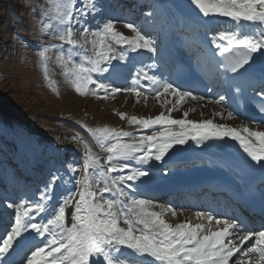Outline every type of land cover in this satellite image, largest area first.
I'll list each match as a JSON object with an SVG mask.
<instances>
[{
	"label": "snow or ice",
	"instance_id": "obj_1",
	"mask_svg": "<svg viewBox=\"0 0 264 264\" xmlns=\"http://www.w3.org/2000/svg\"><path fill=\"white\" fill-rule=\"evenodd\" d=\"M186 2L198 11L196 27L205 32L197 57L202 73L211 85L229 90L237 107L251 104L264 116V73L252 72L258 59L264 63V0ZM101 11L99 0H50L40 21L41 40L49 43L35 49L47 85L54 89L49 69L54 59L81 97L108 100L123 92L136 96L137 103L141 97L165 96L174 97L175 104L155 117L117 113L135 132L78 121L90 138L80 132L68 138L82 153L79 164L67 162L66 171H52L38 196L21 189L15 201H7L3 194L14 216L0 231V264H264V222L255 227L234 210L178 209L143 196L148 184L181 163L172 155L189 142L197 149L235 142L245 154L241 172L264 174V131L193 121L188 112L171 118L188 98L221 105L228 119L239 117L227 108L226 92L208 98L164 75L158 40L142 26L112 19L90 26L89 17ZM146 16L151 23L154 11ZM214 18H227L234 30L212 32L208 22ZM118 23L133 35L116 30ZM130 59L134 74L121 88L113 81L124 72L119 64L127 67ZM249 123L264 127V120ZM57 184L63 188L59 196ZM184 211L192 216L172 222Z\"/></svg>",
	"mask_w": 264,
	"mask_h": 264
},
{
	"label": "rangeland",
	"instance_id": "obj_2",
	"mask_svg": "<svg viewBox=\"0 0 264 264\" xmlns=\"http://www.w3.org/2000/svg\"><path fill=\"white\" fill-rule=\"evenodd\" d=\"M10 1L8 5H13L19 11H5V8L0 6V106L2 111L12 113L18 121H10L5 130L0 129V231L3 230V224L14 216L13 210L6 208L7 201H15L21 189H29L38 196L40 187L49 179L52 171L57 168L66 171L67 162L77 163L78 158L82 156L76 143L68 139L80 132L90 140L78 121H83L89 127L109 126L135 132L137 129L128 125L127 121H121L117 113L123 112L127 116L137 117L143 115L140 112L141 104L131 100L117 103L115 100H99L75 94L71 85L64 80L62 70L55 64L54 59L49 69L50 78L55 85L54 89L50 88L43 79L35 54V49L40 43H49L47 39L41 40L40 21L44 19L43 11L48 9L50 0ZM163 1L167 6L173 4L171 6L181 9L183 7L184 11L198 13L186 0ZM99 4L102 11L95 17H89L90 26L95 27L96 20L112 19V9L117 8L115 21L127 20L142 26L144 30L147 29L144 24L148 18L145 17L144 20V17L138 15L137 5L133 1L124 4L121 0H99ZM145 10L147 12L148 8ZM141 14L143 15V11ZM116 30L128 37L133 35L130 30L123 28L122 23L116 25ZM113 63L119 64L117 61ZM119 67L125 65L119 64ZM124 77L125 75H122L118 82L113 83L121 88L125 87ZM153 98L149 96L148 99ZM158 99L160 102L156 104V108L166 111V114L167 108L175 104L172 97L164 96ZM204 102L206 101L199 102L201 108ZM197 105L186 107L182 104L176 111L182 116L184 112H196L195 115L198 116L201 109ZM135 108L140 109L139 112L135 113ZM206 108L210 111L208 106ZM209 114L207 119L212 118ZM233 126L242 128L245 124L235 123ZM94 151L102 157L105 155L100 153L99 149L94 148ZM55 191L59 196L63 193V188L57 184ZM5 193L7 201L3 195Z\"/></svg>",
	"mask_w": 264,
	"mask_h": 264
},
{
	"label": "bare ground",
	"instance_id": "obj_3",
	"mask_svg": "<svg viewBox=\"0 0 264 264\" xmlns=\"http://www.w3.org/2000/svg\"><path fill=\"white\" fill-rule=\"evenodd\" d=\"M121 1H124L125 3L127 1H133L135 5H137L136 11L139 12L138 15L144 17V20L145 17L148 18L146 16L147 12L154 11V16L151 17V23L147 22L149 18L146 19L144 28H147L145 30L146 34L154 36L158 40L160 50L168 46H171L170 51H172L174 48L186 47L191 51H196L197 55L199 54V42L205 40L206 37L204 29H198L196 27V22L200 21L201 19L197 12H193L190 10L184 11L182 10L183 7L181 9L178 6H171L173 4L167 6L165 5V2L163 0ZM149 2L151 3L149 4ZM137 3H140V5L138 6ZM147 8L148 11L146 12L145 9ZM112 10L114 13L112 19L116 20V17L114 15L117 11V8H113ZM141 11H143V15L141 14ZM208 26L210 27L212 32H219L225 29L234 30L233 23L230 22L227 18H214L208 22ZM132 55L133 57L135 56V54ZM188 61H190V59H188ZM134 62L135 61L131 62L132 65L130 66V69L120 67L124 69L122 75H125V79H123V83H125L127 79V72L129 70H131L130 75L134 74ZM193 69L194 71H196V74L200 78L205 81H210V79L206 78L202 73L201 68L196 60L194 61ZM166 70V68H162L160 71H162L164 75L168 76ZM129 83L130 80H128L127 84ZM212 87V92H209L207 90L206 92L199 94L208 98H216L220 92L224 91L228 95L227 89H222L221 87L215 85H213ZM162 98H164V96L160 97V99ZM110 100H115L117 101V103H121L123 101L128 102L129 100H131V102L134 101L135 103H137L136 96L123 92L117 94ZM205 101L206 102H204L202 108V105H199V102L201 101H193L191 98H188L186 101H184L183 105L186 107L190 105L192 107H195L196 104H198V108L201 109V111H199L200 115L198 113V116H196L195 112L194 114H189L187 119L193 121L209 120L210 118L207 119V116L210 112L209 116H212L211 120H213L214 123L225 124L230 127H234L233 125L235 123L245 124L252 130L258 129L264 131V127H257L252 123L242 122L237 118H235V121L228 119L227 111L222 110L221 105L208 103L207 100ZM131 102H129V104ZM159 102L160 101L157 98L145 100L143 97H141L139 99V103L142 107V111L140 112H142L143 115L139 114L141 115L139 117H155L156 115L160 114L161 110L156 108V104H158ZM225 103L227 104V108L231 109L228 103V99ZM206 106L209 107L210 111L207 110ZM139 110L140 109H136L135 113H137V111L139 112ZM164 112L166 113V111ZM220 113H222V116H218V114ZM171 118L181 119L183 118V116L179 111H176L171 113ZM234 128L237 127L235 126ZM237 158L245 159V154H243L242 150L239 149V145L235 142H231L227 146H225L224 144H210L209 147L203 149H197L193 147L191 145V142H189V145L185 146L183 149H181L180 146H177L175 153H173L172 155V159L180 161L181 163H179L177 167H175L173 171L167 176L161 175V177L148 184L146 186V190L143 192V196L154 201L156 204L170 203L172 205H175L178 209L185 208L195 210L211 207L216 209L218 212H224L225 210H227V207L224 203L225 199L222 198V196L225 197L226 192H230L232 191V189H238L243 184L242 177L240 176V173L233 163V160ZM80 161L81 156L78 158L77 164H79ZM153 163L156 164V167H160V165L156 162ZM71 210L72 209H68L69 215ZM190 212L192 211H184L182 214H178L177 218L173 219L172 222L183 221L186 218L191 217L192 213Z\"/></svg>",
	"mask_w": 264,
	"mask_h": 264
},
{
	"label": "trees",
	"instance_id": "obj_4",
	"mask_svg": "<svg viewBox=\"0 0 264 264\" xmlns=\"http://www.w3.org/2000/svg\"><path fill=\"white\" fill-rule=\"evenodd\" d=\"M10 3H11L10 0H0V6L2 8H5V11L12 10V9L15 11H19L15 7H13V5L9 6L8 4ZM10 121L17 122L14 118H12L6 112L2 111L0 108V129L5 130L8 127ZM18 124L20 125V123Z\"/></svg>",
	"mask_w": 264,
	"mask_h": 264
}]
</instances>
